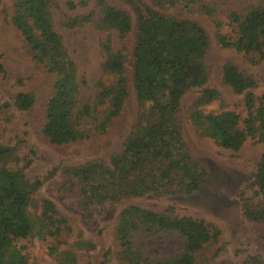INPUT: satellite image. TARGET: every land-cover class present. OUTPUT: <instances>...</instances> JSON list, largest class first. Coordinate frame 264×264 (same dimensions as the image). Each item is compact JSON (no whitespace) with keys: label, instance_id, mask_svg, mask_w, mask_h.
Instances as JSON below:
<instances>
[{"label":"trees","instance_id":"obj_1","mask_svg":"<svg viewBox=\"0 0 264 264\" xmlns=\"http://www.w3.org/2000/svg\"><path fill=\"white\" fill-rule=\"evenodd\" d=\"M119 1L130 8L134 25L130 13L104 0L96 1L95 12L65 23L72 27L94 20L98 29L115 32L121 43L119 49L110 39L102 43L101 78L95 83L93 99L86 102L80 99L83 81L78 78L76 64L54 29L51 0H15L12 7L11 24L33 59L52 77L42 135L55 145L105 134L120 115L129 96L124 40L134 31L132 83L140 105L136 124L121 152L112 154L108 164L94 161L63 170L75 182L81 202L87 207L146 196L191 195L205 177L204 169L187 150L177 116L182 97L207 82L204 59L209 39L198 23L165 15L161 10L182 9L215 18L217 9L203 0H149V4L143 0ZM77 6H87V0L68 3L71 10ZM227 19L234 36L218 33L216 44L245 54L252 63L263 60L264 4L250 5L242 13L228 11ZM215 25L220 28L221 23L216 21ZM222 81L233 93L242 95L244 119L230 110L203 113L201 107L220 100V94L202 88L189 110L192 126L222 149L238 151L248 138H257L264 145V93L255 97L257 82L232 63L223 66ZM34 104L33 93L19 92L13 100L18 112H26ZM21 161L16 147L0 144V264H27L21 245L27 239L51 240L48 254L58 264H79L76 253L65 246L71 232L67 219L51 200L34 198L42 181H29L24 169L30 162L25 158L19 167ZM251 178L260 202L243 199L241 213L248 221L264 224V150ZM220 236L216 225L202 219L179 216L173 209L157 212L134 205L120 211L114 228L120 264H198V256L219 243ZM153 237H173L178 252L160 258L146 255L145 240ZM76 246L93 248L84 240ZM219 252L213 256L216 258ZM241 264L263 262L257 256H247Z\"/></svg>","mask_w":264,"mask_h":264},{"label":"rangeland","instance_id":"obj_2","mask_svg":"<svg viewBox=\"0 0 264 264\" xmlns=\"http://www.w3.org/2000/svg\"><path fill=\"white\" fill-rule=\"evenodd\" d=\"M77 1L51 0L50 12L54 29L62 37L69 56L76 64L78 78L83 81L80 99L86 102L93 99L96 93L95 83L101 78V65L104 60L102 43L110 39L116 49L121 47V43L115 32L98 29L94 20L67 27L65 23L68 19L96 11L97 0H87V6L69 9L68 3ZM104 1L130 13L134 25V16L127 5L119 0ZM143 1L149 4V0ZM203 1L216 7L215 18L182 9L161 12L198 23L208 36L209 48L204 59L208 79L202 88L218 91L220 100L201 107V111L206 114L230 110L239 114L242 120L246 115L242 95L233 93L223 83L222 68L226 63H232L243 73L252 76L257 82L253 93L258 98L264 93V59L252 63L243 53L220 48L215 37L218 33L234 36L232 27L228 25V11L242 13L248 6L264 4V1ZM14 2L15 0L0 2V144L17 148V154L22 159L19 167L23 166L25 158L30 162L24 169L25 177L29 181H42L34 198L51 200L60 214L67 219L71 232L65 246L76 253L78 263L120 264L114 228L120 211L134 205L157 212L173 209L179 216H190L216 225L221 231L219 243L202 252L198 256V264H219L223 261L241 264L247 256H257L264 264V224L248 221L241 213L243 199L254 204L260 202L258 189L251 175L263 153L264 145L257 138H248L238 151H231L217 147L211 139L203 137L188 118L189 110L202 88L190 91L182 97L177 116L188 152L205 171V177L196 192L167 197L146 196L116 204L105 203L88 207L82 204L75 182L63 170L94 161L108 164L112 154L121 152L140 112L132 83L131 52L135 41L134 31L124 40L128 54L126 69L129 96L120 115L113 120L105 134L95 135L85 141L55 145L42 135L44 108L51 93L52 77L33 59L27 45L11 24ZM216 21L221 23L220 28L216 27ZM19 92L35 95L34 106L26 112H18L13 107L14 97ZM80 240L91 242L93 248H77L76 243ZM52 244L51 240L22 241L27 264H58L48 254ZM145 244V254L151 258L171 256L178 252V242L173 237H153L145 240ZM218 249L220 252L215 258L213 255Z\"/></svg>","mask_w":264,"mask_h":264}]
</instances>
